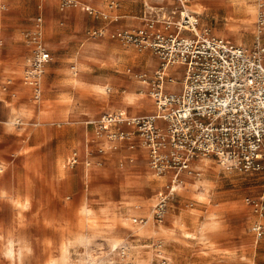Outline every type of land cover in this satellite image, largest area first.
<instances>
[{
	"label": "rangeland",
	"instance_id": "1",
	"mask_svg": "<svg viewBox=\"0 0 264 264\" xmlns=\"http://www.w3.org/2000/svg\"><path fill=\"white\" fill-rule=\"evenodd\" d=\"M10 1L12 3L18 1V8H10L8 5ZM47 1L1 0V5L6 9H0V42L3 41L5 34H11L14 28H20L30 50L26 35L34 30L39 18H42V24H45ZM122 1L117 0L118 8L122 5ZM59 2L58 13L54 14L62 15V23L65 27L68 10H82V7L80 8V5L76 8L63 7L61 1ZM247 2V6L253 7V12H243L244 9L240 7L243 5H240V2H236V5L227 3L230 5L227 6L222 0H191L188 7L199 16L203 25L209 26L218 36L235 44L245 41L247 43L244 46L254 48L256 30L260 25L262 13L260 14L258 0ZM150 6L157 12H161L162 8L164 10L162 12L166 13L167 17L175 12L173 21H178L179 6L174 0H165L159 7L153 4ZM262 9L264 10V7ZM90 17L93 19L92 23H88L83 29L79 28L76 35L70 36L65 49L61 52H52V64H56L58 58L67 61L62 64L65 68L62 72V85L53 84L50 77L44 81V99L51 95L62 96V109L71 113L67 119H62V133L63 131L67 133L63 137L65 139L73 138V134L81 129L89 133L94 131L95 134L98 130L97 121L103 113L109 111L126 109L128 118L139 117V114L130 115L134 110L137 113L141 110L127 106L124 99L125 91L133 90L139 93L144 91V99L155 102L149 92L153 90L154 74L161 67L158 55L154 54V62L147 65L149 59L147 55L153 54V51L145 50L147 55L144 56L145 54L135 46L126 44L118 37L113 38L115 31L103 28L107 23L100 16ZM73 26L76 29L80 25L73 23ZM95 31H104V37L95 38L93 36ZM105 40L117 44L125 51H122L125 53L124 67L114 68L115 71L106 69L105 71L96 67L84 68L82 65L78 70L79 82L70 84L66 81L67 72L71 71L74 64L72 54L84 52L92 42L101 43ZM260 43L264 49V35H261ZM83 68L84 70L81 71ZM142 73H146L144 77ZM50 75L49 71L48 76ZM92 75L102 77L113 75L114 81L101 87L99 84L102 82L98 80L99 82L97 81L98 83L93 87L92 84L87 83ZM139 77L146 80L148 85L139 87L137 84L141 80ZM181 77L180 72L178 79ZM107 87L111 88L108 95L104 93ZM49 106L53 107L52 104ZM124 128L129 134V139L125 141L127 146L139 152L146 149V158L140 157L134 163L129 161V164L124 166L118 163L114 174L108 177V182L105 179L101 180L111 194L108 202L94 208L87 205L85 199L80 214L62 216V259L52 261L51 264H258L256 259H264V238L256 239L252 231L255 218L262 217L254 215L245 202L248 197L264 195V171L248 175L229 173L214 160L205 159L204 166H191V174L184 173V183L170 199L163 221L155 222L150 210L155 205L156 194L165 191L169 186L174 171L167 173L166 180L157 179L151 166L149 149L138 128L127 124ZM88 141L89 144L93 142L90 138ZM79 162L85 163L86 159L81 158ZM87 162H93L90 156ZM148 172L160 181L159 188L153 189L145 182ZM135 181L138 182L134 184ZM122 189L133 198L123 200ZM88 191V186L85 184L84 194H88ZM141 215L149 218V223L145 227L133 222L134 218H139ZM262 220L264 221V218ZM256 241H258L257 249L254 246ZM241 242L251 245V249L242 252L235 250L234 248ZM121 248H126L128 251L125 257L120 254ZM159 251L165 254H159Z\"/></svg>",
	"mask_w": 264,
	"mask_h": 264
},
{
	"label": "crops",
	"instance_id": "2",
	"mask_svg": "<svg viewBox=\"0 0 264 264\" xmlns=\"http://www.w3.org/2000/svg\"><path fill=\"white\" fill-rule=\"evenodd\" d=\"M59 1L61 0L46 2V20L45 24H42L44 40L51 53L61 52L65 49L70 36L76 35L79 28L83 29L88 23H92L93 19L90 16L95 15L86 12L83 9L85 6L100 13L99 16L107 23L103 28L115 32L144 27L149 19H157L161 22L166 14L162 12L164 11L162 8L161 12H157L150 6L153 4L159 7L165 0H123L120 8L112 12L103 0H83L82 2L77 0L82 10H68L64 27L62 15L54 14L58 13ZM8 5L13 9L18 8L19 3L10 1ZM4 9L6 8L1 10ZM102 13H108L109 19H104L101 16ZM73 16H75L74 19ZM73 23L80 26L75 29ZM157 27L162 28V25L158 23ZM21 32L22 29L14 28L12 33L5 34L3 41L0 42V264H51L52 261L62 259V216L80 214L85 199L87 205L94 208L108 202L111 194L101 180L105 179L108 182V177L114 174L118 163L124 166L129 164V161L134 163L140 157L146 158L147 150L143 149L139 152L127 146L125 141L118 143L117 149L112 150L110 147L112 143L104 137L96 135L97 132L89 133L83 129L73 134V138H63L67 133L64 131L62 133V119H67L71 113L62 109V96L51 95L44 99V81L50 77L53 84L62 85V72L65 71L62 64L67 61L58 58L56 61L58 65L51 62L47 66L42 78V99L39 102L33 101L31 89L22 83V73L30 50ZM103 36L104 34L101 37ZM94 46H99L97 53L90 51ZM122 51L117 44L109 43L108 40L101 43L92 42L88 45L87 54L81 63L84 68L96 67L113 71L114 68L124 67L125 55L123 54L125 53ZM142 52L144 56L147 55L145 51ZM78 54H72V61ZM154 56L152 53L147 55L151 57L152 63ZM49 71L50 76H48ZM172 72L173 69H170L169 73ZM8 79L14 80V85L10 91L5 92L1 86ZM89 79L87 83L92 84L93 87L99 81L102 82L101 87L103 84L114 81L113 75L103 77L92 75ZM138 82L139 87L144 86ZM169 86L170 89H180V85ZM13 92L17 93L15 97L12 96ZM109 92L111 88L107 87L104 93L108 95ZM141 101L150 103V108L134 107L141 112L137 113L134 110L130 113L131 116L138 114L139 117L149 116L156 112L154 102L144 98ZM50 104L53 105L52 108ZM109 112L127 114L126 109ZM18 119L21 123H16ZM89 138L93 140V144H89ZM83 142H85L84 145ZM89 156L93 162L87 165ZM74 157L77 162L71 164ZM81 158L86 159V165L84 162H79ZM156 177L162 180L164 177V180L168 179L167 175ZM154 178L155 176L148 172L145 182L156 189L159 188L160 181ZM137 182L135 181L134 184ZM85 184L89 189L88 194H84ZM122 192L123 200L133 198L123 189ZM157 195L158 193L156 199ZM263 218L264 216L260 219L255 218L254 221L264 223ZM254 236H256L255 233ZM257 242L254 245L255 249H257ZM251 247L241 242L234 249L242 252L250 250ZM161 253L165 254L163 251ZM256 260L258 264H264V259Z\"/></svg>",
	"mask_w": 264,
	"mask_h": 264
},
{
	"label": "built area",
	"instance_id": "3",
	"mask_svg": "<svg viewBox=\"0 0 264 264\" xmlns=\"http://www.w3.org/2000/svg\"><path fill=\"white\" fill-rule=\"evenodd\" d=\"M190 1L174 0L179 6L178 21H173L176 14L173 12L169 17L163 16L161 22L149 19L144 27L113 33V38L158 55L161 67L155 72L152 83L156 112L131 119L124 112H106L97 121V134L116 143L110 146L112 150L129 139L125 124L136 126L149 149L154 174L165 176L174 171L169 186L158 193L150 211L153 221L159 223L165 217L170 199L184 183L185 171L203 157L214 160L229 173L248 175L264 171L261 35L257 34L254 48L218 36L189 9ZM105 3L110 12L118 9L117 0H105ZM61 6L77 7L70 0H61ZM0 9H3L1 3ZM84 10L90 15L100 14L91 7L85 6ZM101 16L109 19L108 13ZM42 22L39 18L34 30L26 35L30 54L22 73V83L31 89L35 102L42 99V78L53 59L43 38ZM263 22L264 15H260L259 24ZM158 23L162 28L157 27ZM102 35L101 31L93 32L95 38ZM44 56L49 59L44 60ZM180 72L182 77L178 79ZM165 83L179 84L180 89L164 88ZM13 85L14 80L8 79L1 88L8 92ZM16 95L12 93L13 97ZM76 162L74 157L71 164ZM245 202L254 215L263 217L264 195L248 197ZM161 203L163 209L159 207ZM133 222L145 227L149 218H134ZM252 231L258 239L263 238L264 224L255 222ZM127 252L126 248H121L120 254L125 257ZM159 254L162 253L159 251Z\"/></svg>",
	"mask_w": 264,
	"mask_h": 264
},
{
	"label": "bare ground",
	"instance_id": "4",
	"mask_svg": "<svg viewBox=\"0 0 264 264\" xmlns=\"http://www.w3.org/2000/svg\"><path fill=\"white\" fill-rule=\"evenodd\" d=\"M71 2H73V3H76V5L78 6V5H80V3L77 1V0H70ZM223 2H226V4L225 5H229L230 3L232 4V5H236V2H240V5H243V6H240V7H242L244 10H242L243 12L244 11H246L247 13L248 12H253V7L252 6H247V4H248V0H222ZM259 1V8H260V14L262 13V15H264V10L262 9L263 7H264V2H263V0H258ZM227 3H229V4H227ZM254 5V4H253ZM230 6V5H229ZM252 7V8H251ZM84 9V8H83ZM168 10V9H167ZM241 10V9H240ZM172 11V10H171ZM166 15V14H165ZM161 17V16H160ZM257 25V24H256ZM102 34H103V32H101ZM256 33L258 34V35H264V22L261 24V25H259V27L257 28V30H256ZM104 35H105V32H104ZM104 37V36H103ZM100 38H102V37H100ZM246 38V37H245ZM247 42H245V41H242V42H240L239 44L240 45H244V44H246ZM107 46V45H106ZM99 46H94V48H92L90 51L92 52V53H97V51H98V48ZM87 48V47H86ZM116 53V52H115ZM126 53H129V52H126ZM132 53V52H131ZM114 54V53H113ZM133 54V53H132ZM134 55V54H133ZM135 56V55H134ZM85 57V55L84 56H80V55H76V56H74V58H73V67H72V69H71V71H69L68 70V72H67V80L66 79H64V80H66V81H69L70 82V84H77L79 81V79H78V70L79 69H81V67H82V63H81V60L83 59ZM94 58V57H93ZM96 59V58H95ZM121 59V58H120ZM112 60V59H111ZM119 60V59H118ZM108 61V60H107ZM115 61V60H114ZM113 61V62H114ZM118 62V61H117ZM70 64V63H69ZM115 64V63H114ZM150 64H152V61H151V57L148 59V65H150ZM84 67V66H83ZM146 74V73H145ZM145 74H143L142 73V75H143V77H144V75ZM65 75V74H64ZM73 75V76H72ZM139 79H141V80H139V82L138 83H140L141 85H144V86H146V85H148V82L146 81V80H144V79H142V78H140L139 77ZM136 82V81H135ZM99 85H101V84H99ZM140 85V86H141ZM150 85V84H149ZM163 87L165 88V87H167V88H169L170 86H169V84H164L163 85ZM172 87V86H171ZM152 88V87H151ZM131 90V89H130ZM100 91H102V90H100ZM144 91H142V93H139V91L138 92H136V91H133V90H131V91H125L124 92V99H125V101H126V103L128 104V105H130V106H133V107H135V108H140V109H145L146 107H148V108H150V105H149V103H146L145 101H141V99H143V98H145V96H144ZM149 95L151 96V97H154V90H152V91H150L149 92ZM152 111H154V110H152ZM136 137V136H135ZM140 138V137H139ZM110 143H112V144H115L116 145V143H113V142H110ZM142 143V142H141ZM110 146H111V144H110ZM121 146V145H120ZM123 146V145H122ZM139 147V146H138ZM91 151V150H90ZM143 155V154H142ZM112 158V157H111ZM132 158V157H131ZM205 159L206 160H211V159H209V158H205V157H203V158H201L200 159V161L198 162V163H196V164H194V166H197V167H202V166H204V164H205ZM87 165H89V163L87 164ZM145 166V165H144ZM191 172H192V170L191 169H189V170H187V171H185V174H191ZM183 173V172H182ZM193 174V173H192ZM153 176V175H152ZM158 179V178H157ZM164 179H165V177H164ZM197 190V189H196ZM201 193V192H200ZM86 208V207H85ZM189 232V231H188ZM143 234V233H142Z\"/></svg>",
	"mask_w": 264,
	"mask_h": 264
},
{
	"label": "snow or ice",
	"instance_id": "5",
	"mask_svg": "<svg viewBox=\"0 0 264 264\" xmlns=\"http://www.w3.org/2000/svg\"><path fill=\"white\" fill-rule=\"evenodd\" d=\"M86 54H87V50L85 49L84 52H81V53H79L78 55H80V56L82 57V56H84V55H86ZM43 59H44V60H48L49 57H48V56H44ZM122 90H123V89H122ZM117 100H119V97H117ZM173 191H175V190L173 189ZM117 196H118V194H117ZM159 207H160L161 209H163V208H164L163 203H161V204L159 205Z\"/></svg>",
	"mask_w": 264,
	"mask_h": 264
}]
</instances>
